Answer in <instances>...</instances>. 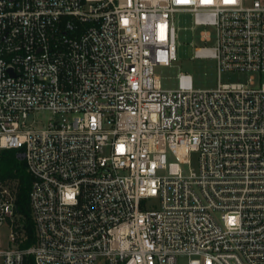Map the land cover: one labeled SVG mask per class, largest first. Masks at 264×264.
<instances>
[{
    "label": "built area",
    "instance_id": "obj_1",
    "mask_svg": "<svg viewBox=\"0 0 264 264\" xmlns=\"http://www.w3.org/2000/svg\"><path fill=\"white\" fill-rule=\"evenodd\" d=\"M182 13L216 30L195 57L259 85L194 89L181 73L162 89ZM39 111L48 123L27 128ZM4 149H22L32 176L26 249ZM6 227L0 264H264V2L0 0Z\"/></svg>",
    "mask_w": 264,
    "mask_h": 264
},
{
    "label": "rangeland",
    "instance_id": "obj_2",
    "mask_svg": "<svg viewBox=\"0 0 264 264\" xmlns=\"http://www.w3.org/2000/svg\"><path fill=\"white\" fill-rule=\"evenodd\" d=\"M252 1V0H250ZM264 2V0H261ZM177 27V59L171 65H158L155 68L156 75L160 78L161 87L164 90H176L179 88L181 73L189 74L192 77L194 89H215L219 83L243 82L249 84L250 78L254 76L255 86L260 83V76L256 72L249 71H222L219 73L218 61L213 57H195L197 47H214L216 45V30L213 26H196L191 13H182L175 16ZM208 31L211 39L204 41L201 33ZM51 112L39 111L30 113L25 119L27 128L43 127L48 123ZM172 158H170L171 160ZM196 165L194 160L193 166ZM155 199H149L152 204ZM9 228H2L0 234V247L9 246ZM188 258L181 257L179 264H187Z\"/></svg>",
    "mask_w": 264,
    "mask_h": 264
},
{
    "label": "trees",
    "instance_id": "obj_3",
    "mask_svg": "<svg viewBox=\"0 0 264 264\" xmlns=\"http://www.w3.org/2000/svg\"><path fill=\"white\" fill-rule=\"evenodd\" d=\"M22 149H4L1 152V179L6 183L16 196L20 231L24 238L19 242V247L26 249L36 241V229L30 207V190L32 176L27 170ZM24 264H36L32 256L25 258Z\"/></svg>",
    "mask_w": 264,
    "mask_h": 264
}]
</instances>
